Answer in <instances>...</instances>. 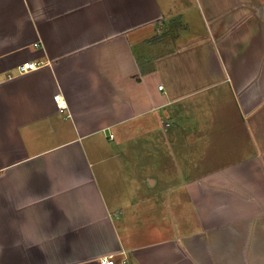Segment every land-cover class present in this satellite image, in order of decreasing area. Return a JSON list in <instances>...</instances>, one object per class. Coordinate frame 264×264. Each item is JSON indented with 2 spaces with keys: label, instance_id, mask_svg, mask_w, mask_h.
Segmentation results:
<instances>
[{
  "label": "crops",
  "instance_id": "0c3cea01",
  "mask_svg": "<svg viewBox=\"0 0 264 264\" xmlns=\"http://www.w3.org/2000/svg\"><path fill=\"white\" fill-rule=\"evenodd\" d=\"M123 252L264 264V0H0V264Z\"/></svg>",
  "mask_w": 264,
  "mask_h": 264
},
{
  "label": "built area",
  "instance_id": "2783aa9c",
  "mask_svg": "<svg viewBox=\"0 0 264 264\" xmlns=\"http://www.w3.org/2000/svg\"><path fill=\"white\" fill-rule=\"evenodd\" d=\"M36 46H38V44H36ZM46 64L47 63H45L44 61H39V62L29 61V62L22 63L17 68L18 75H25L29 72L39 70L45 67ZM163 88H164L163 86L159 87L160 90H163ZM54 99L59 109L61 110L66 109L67 104L60 94L56 95ZM166 125H169V124H166ZM111 137H113V135H111ZM123 254H124V257L122 258L120 262L116 261L113 255L103 256L100 258L99 261L101 264H129L130 262L127 256L125 255V252H123Z\"/></svg>",
  "mask_w": 264,
  "mask_h": 264
},
{
  "label": "rangeland",
  "instance_id": "374dc122",
  "mask_svg": "<svg viewBox=\"0 0 264 264\" xmlns=\"http://www.w3.org/2000/svg\"><path fill=\"white\" fill-rule=\"evenodd\" d=\"M175 190H179V188H175ZM178 223H179V220H176V219H175V225H176V224L178 225ZM180 225H181V228H182V227H185L184 219L180 220Z\"/></svg>",
  "mask_w": 264,
  "mask_h": 264
}]
</instances>
